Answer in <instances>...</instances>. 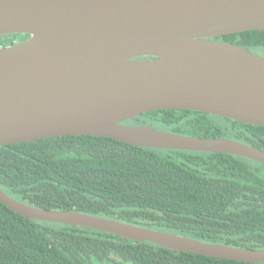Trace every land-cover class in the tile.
I'll return each instance as SVG.
<instances>
[{"label":"water","instance_id":"obj_1","mask_svg":"<svg viewBox=\"0 0 264 264\" xmlns=\"http://www.w3.org/2000/svg\"><path fill=\"white\" fill-rule=\"evenodd\" d=\"M264 31V0H0V146L59 136L228 154L264 151L124 121L159 110L208 113L264 127V56L218 37ZM33 220L97 230L178 252L264 263V248L210 243L102 216L47 210L0 188Z\"/></svg>","mask_w":264,"mask_h":264},{"label":"trees","instance_id":"obj_2","mask_svg":"<svg viewBox=\"0 0 264 264\" xmlns=\"http://www.w3.org/2000/svg\"><path fill=\"white\" fill-rule=\"evenodd\" d=\"M24 36H7L0 47L17 44ZM217 40L264 56V31ZM123 124L224 137L264 151V127L208 113L159 110ZM0 188L47 210L102 216L210 243L264 248V165L235 155L59 136L0 146ZM0 264L264 263L178 252L97 230L27 219L0 202Z\"/></svg>","mask_w":264,"mask_h":264},{"label":"flooded vegetation","instance_id":"obj_3","mask_svg":"<svg viewBox=\"0 0 264 264\" xmlns=\"http://www.w3.org/2000/svg\"><path fill=\"white\" fill-rule=\"evenodd\" d=\"M17 40H19V39H17ZM4 42H7V38L6 37H2L1 39H0V44H3Z\"/></svg>","mask_w":264,"mask_h":264}]
</instances>
